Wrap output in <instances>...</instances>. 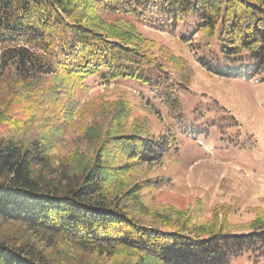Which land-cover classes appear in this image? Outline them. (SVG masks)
I'll list each match as a JSON object with an SVG mask.
<instances>
[{
    "label": "trees",
    "instance_id": "1",
    "mask_svg": "<svg viewBox=\"0 0 264 264\" xmlns=\"http://www.w3.org/2000/svg\"><path fill=\"white\" fill-rule=\"evenodd\" d=\"M189 14L193 32L215 41L216 52L196 57L207 72L246 79L249 74L241 66L252 73L264 68V0H0V77L11 79L12 100L20 107L15 114L26 115L18 122L4 108L0 121L24 134L26 123L44 116L43 122L59 134L62 123L78 113L75 89L92 76L103 83L126 79L148 87L169 118L180 121L177 89L189 87L193 69L136 26L173 31ZM103 104L112 112L113 127L96 138L94 154L80 165L79 175L61 162L54 169L46 135L25 144L0 134V219L62 236L84 249L127 248L139 254L137 264H234L242 259L264 264L261 208L236 230L228 228L227 214L219 224H195L182 211L156 212L165 224L176 225L170 228L132 217L119 201L140 204L143 189L126 179L175 146L176 132L169 127V135L153 138L134 127L129 102ZM179 219L183 222L177 226ZM0 264L53 262L34 245L0 239Z\"/></svg>",
    "mask_w": 264,
    "mask_h": 264
},
{
    "label": "rangeland",
    "instance_id": "2",
    "mask_svg": "<svg viewBox=\"0 0 264 264\" xmlns=\"http://www.w3.org/2000/svg\"><path fill=\"white\" fill-rule=\"evenodd\" d=\"M193 23L189 14L173 31H161L147 24L136 26L145 38L157 46H167L193 69L189 87L177 89L183 112L180 121L169 118L166 108L153 99L148 87L126 79L103 83L98 76H92L82 88L75 89L78 113L62 123L59 134L39 115L26 123L24 134L11 122L2 120L0 134L25 144L46 135L50 141L45 147L52 154L50 164L54 169L61 162L79 175L94 154L96 138L102 139L113 127L112 112L103 103L127 101L132 107L134 127L156 139L169 135L172 127L177 139L160 160L140 165L126 179V183L142 187L141 203L123 200L119 204L125 203L136 220L155 227L176 226L165 224L154 215L176 210L184 212L195 224H219L227 214L228 228L238 229L254 218L255 208L264 210V68L252 73L241 66L249 74L246 79L210 74L196 62V57L216 52L215 41L195 34ZM168 71L173 79L170 66ZM13 102L11 79L1 76L0 112L7 108V116L18 122L26 120V115L15 114L20 107ZM177 222L178 226L183 220ZM0 239L34 245L53 264H137L140 257L127 248L84 249L62 236H49L2 219ZM234 264L254 263L242 259Z\"/></svg>",
    "mask_w": 264,
    "mask_h": 264
}]
</instances>
